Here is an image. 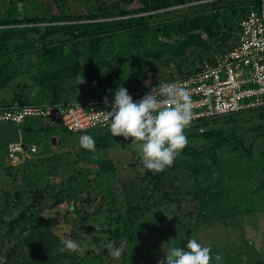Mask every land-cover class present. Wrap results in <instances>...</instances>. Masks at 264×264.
I'll list each match as a JSON object with an SVG mask.
<instances>
[{
    "label": "rangeland",
    "instance_id": "rangeland-1",
    "mask_svg": "<svg viewBox=\"0 0 264 264\" xmlns=\"http://www.w3.org/2000/svg\"><path fill=\"white\" fill-rule=\"evenodd\" d=\"M104 1L110 5L120 0ZM215 1L219 0H188L186 5L175 9H178L177 12L180 14L189 13V9H195L192 7L197 6L196 4L208 3L206 8L198 6L197 10H204L206 14H209L212 9L210 4ZM222 1L227 3L219 1L215 8H222L224 12H227V8L232 7V4L237 7L246 5L242 2L244 0ZM36 2L44 6L43 12L49 16L87 14L96 7L95 1L92 0H36ZM34 6L28 3L27 11H31ZM150 22L151 25L156 24L154 20ZM226 22L235 24L233 18L226 17L223 23ZM225 31L226 28H221L219 38L210 44V50L202 46L193 47L182 58L166 56L165 58L170 61L169 64L165 63V59L150 61L145 67L146 75H143L140 85L134 82L137 79L135 76L137 70H132V66L128 64L119 68L123 70L120 74H116V70L106 69L107 72H103L98 80L91 77L88 81V78L84 77L85 83L79 84L77 91L61 93L63 97L61 102H78L98 96L112 97L115 94L114 90L123 86L121 79L131 89L141 86L152 88L163 79L174 81L182 78V74L188 71L187 69L195 68L200 60L202 62L208 61L206 60L208 58H218L223 51L228 50L227 45L230 46L236 42L233 37L224 44L221 37ZM200 32L202 31H198ZM234 36H236L235 32ZM203 38L207 39L206 34H203ZM201 57L203 58L200 59ZM28 79L27 74L25 77L19 73V77L14 78L13 82ZM69 84L66 85L70 86ZM12 86L11 89L16 93L17 88ZM31 89L28 99L32 102L36 99L41 100L37 91L35 92L36 88L33 86ZM6 104L8 103L4 105ZM259 112H242L234 115L232 118L234 121L230 124L224 123V119L218 124L226 129V135L230 139V142L218 152L220 159L222 158L227 164L224 169L222 168L224 197L221 198V202L229 205L238 204L235 216L227 222H205L201 206L198 201H195L194 193L192 194L193 186L189 182L188 173L183 166L176 165L182 161L192 162V155L188 153L189 149L203 150L205 142L188 140V145L176 158L174 164L162 172L165 176L166 193H156L155 200L158 205L145 213L137 222L132 237L119 246L120 257L117 259L109 254V257L104 259V264H159L161 260H164L166 264L165 252L172 247L187 250L186 245L189 239H196L204 246H211L212 264H255L263 260L264 189L260 193L249 190L257 189L264 177L262 167L264 164L262 157L264 112L260 114ZM210 123V126L215 125ZM28 126L35 127L30 140L38 144L39 153L30 163L28 162V167H19L17 171L12 172L16 175L14 179L12 175H9L8 170L4 169L5 145L18 138L23 128L0 124L1 208L5 209L9 205L11 208L13 205L3 221L9 222L22 212L31 202L29 198L32 196V191L37 188L47 183L56 186V190L67 187L72 192L68 202L54 210L44 212L39 222L51 226L52 234L57 241L71 239L81 244V251H67L69 256L65 257L66 261L75 263L78 260L76 256L78 258L88 256L84 264H101V260L96 258L95 254L101 252L103 244L96 245L86 230L92 229L93 226L104 229L103 231L105 228L112 227L113 219L123 213L129 204H137L142 197L143 172L141 170L146 169L141 163L139 146L119 140L113 142L114 147L93 153L80 146L79 138L83 135H90L93 138L102 131L71 134L62 124L43 118L29 119L25 127ZM18 130H20L19 133ZM54 138L56 144L53 143ZM247 150L251 151L250 156ZM246 186L249 187L243 191L240 190V187ZM49 191L52 192V189L50 188ZM88 196L94 200L86 203ZM72 205L76 208L71 209ZM109 208L114 209L113 213ZM101 211V215H95ZM87 214L92 216L86 219ZM92 218L97 220L96 223L91 222ZM8 228L7 224L0 227V264L5 263L8 254L12 255L13 260L9 264H44L42 262L44 254L30 253L28 247L33 245L26 242V238L33 235L35 239V236H38L31 220L18 226L12 235H6ZM103 237L107 239L108 236L103 235ZM60 246L61 243L58 244V247ZM216 254L221 255V261H215Z\"/></svg>",
    "mask_w": 264,
    "mask_h": 264
},
{
    "label": "trees",
    "instance_id": "trees-1",
    "mask_svg": "<svg viewBox=\"0 0 264 264\" xmlns=\"http://www.w3.org/2000/svg\"><path fill=\"white\" fill-rule=\"evenodd\" d=\"M92 1H95L96 7L87 14L49 16L43 12L44 6L36 0H0L1 101L7 102L8 106L61 102L63 98L61 93L77 91L78 85L75 84L77 75L87 77L88 81L91 77L98 80L107 70H116V74H120L123 70L119 68L128 64L132 66V70H137L135 72L137 79L134 82L140 85L143 75H146L145 67L150 61L165 59V63L169 64L170 61L165 58L166 56L182 58L193 47L202 46L210 50V44L218 40L221 28H226L221 37L224 44L233 37L237 41L241 21L252 9H258L262 4L260 0H244L242 2L246 3L245 6L237 7L232 4V7L229 6L227 12H224V9L215 7L219 1L220 3H227V1L219 0L210 4L212 9L209 14H206L204 10H197L198 6L206 8L208 3L196 4L197 6L192 7L195 9H189V13L180 14L175 8L186 5L188 0H120L110 5L104 0ZM28 3L35 5L31 11H27ZM226 17L233 18L235 24L234 22L232 24L223 23ZM151 20H154L156 24L151 25ZM200 30L202 32L198 33ZM203 34H206V40ZM235 43L227 45L228 50L232 49ZM216 59L212 57L206 59L208 61L201 62L200 60L195 68L187 69L188 71L182 74V78L195 74L204 62H215ZM19 73L25 77L27 74L29 79L13 82L14 78L19 77ZM121 80L122 87L129 90L124 80ZM162 81L172 80L163 79ZM12 85L17 88L16 93L11 89ZM33 86L41 100L36 99L32 102L28 99ZM255 111H260V114L264 112V108L247 109L203 120L192 124L185 130L188 140L205 142L201 151L193 148L188 150V153L192 155V162L182 161L176 165L177 167L183 166L188 173L189 182L193 186L192 194L194 193L195 201H198L201 206L206 223L227 222L236 215L238 208V204L229 205L221 202V198L224 197L222 168L224 169L227 164L222 158L220 159L218 152L230 142V139L226 135V129L218 126L219 121L224 119V123L230 124L234 121L232 119L234 115ZM210 122L215 125L210 126ZM26 123L21 126L7 125L23 128L24 142L26 144L35 143L30 140L35 127H25ZM100 131L102 133L93 137L96 145L95 153L114 147L113 142L119 140L131 143V138L125 140L123 136L113 137L110 129ZM88 133L90 132L77 134ZM247 154L250 156L251 151L247 150ZM262 157L264 158V152ZM29 163L17 166L4 164V169H7L9 175L16 179V175L12 172L17 171L19 167H28ZM262 167L264 174V164ZM239 170L242 169L239 168ZM141 171L143 172L141 179L143 195L138 203L129 204L123 213L113 219L112 227L105 228V231L96 226L86 230L96 245L103 244L101 252L95 254V257L101 260V264H104V259L110 254L105 244L111 242L115 249L124 244L132 237L137 222L149 209L158 205L155 200L156 193H166L165 176L162 172L153 173L144 169ZM261 182L262 184L257 189L249 190L253 193H260L264 189V177ZM55 187L47 183L32 191V196L29 198L31 202L9 222H4L3 218L13 205L11 208L9 205L2 209L0 202V227L7 224L9 228L6 235H12L18 226L31 220L38 236H35V239L33 235L26 238V242L33 245L28 247L30 253L44 254L42 256L44 264H84L88 256L85 258L76 256L78 260L75 263L66 261L65 257L69 255L67 251L63 253L58 251V244L61 242L53 236L51 226L39 222L44 212L62 206L72 195L67 187L60 188L61 192ZM248 187H240V190L243 191ZM50 188L52 192L49 191ZM93 200L94 198L88 196L85 202L89 203ZM107 203L109 204V201ZM70 208L76 207L72 205ZM109 210L112 213L114 211L110 208ZM101 213L102 211L95 215L99 216ZM91 216L92 214H87L85 218L88 219ZM96 221L94 218L91 219L92 223ZM103 235L108 236L107 239ZM36 257L38 258V254ZM12 261V255L8 254L3 264H9ZM255 264H264V259Z\"/></svg>",
    "mask_w": 264,
    "mask_h": 264
},
{
    "label": "built area",
    "instance_id": "built-area-1",
    "mask_svg": "<svg viewBox=\"0 0 264 264\" xmlns=\"http://www.w3.org/2000/svg\"><path fill=\"white\" fill-rule=\"evenodd\" d=\"M260 1V8L252 9L241 21L232 49L215 62H204L201 69L189 77L159 82H181L189 91L194 102L192 124L247 109L264 108V0ZM152 88L141 86L127 91L136 102ZM114 97L108 98L109 105H105L102 96L78 102L3 105L0 106V124L21 126L31 118H43L54 120L75 134L108 130L110 120L102 111H111ZM19 137L6 146L7 166L30 162L39 153L36 143L24 142L22 131Z\"/></svg>",
    "mask_w": 264,
    "mask_h": 264
},
{
    "label": "clouds",
    "instance_id": "clouds-1",
    "mask_svg": "<svg viewBox=\"0 0 264 264\" xmlns=\"http://www.w3.org/2000/svg\"><path fill=\"white\" fill-rule=\"evenodd\" d=\"M76 82L77 85L85 83L84 77L77 75ZM104 103L109 105L107 97ZM193 104L189 91L181 82L159 83L136 102L127 89L120 86L116 89L114 103L110 105L111 111L102 113L110 120L111 135L123 136L125 140L131 138V143L139 146L143 167L160 173L174 164L189 143L185 130L191 127L195 118ZM77 107L80 108L79 104ZM79 144L96 152L95 140L90 135L81 136ZM105 247L110 255L120 257V250L115 249L113 243L108 242ZM186 248L172 247L164 251L166 264H212L211 246L189 239ZM81 250V244L71 239L62 240L58 248L61 253ZM214 259L219 262L222 257L216 254ZM159 264H165L164 260Z\"/></svg>",
    "mask_w": 264,
    "mask_h": 264
},
{
    "label": "crops",
    "instance_id": "crops-1",
    "mask_svg": "<svg viewBox=\"0 0 264 264\" xmlns=\"http://www.w3.org/2000/svg\"><path fill=\"white\" fill-rule=\"evenodd\" d=\"M4 103H5V101H1V100H0V106H3ZM0 130H1V128H0ZM19 131H20V130H18V133H19ZM22 134H23V132H22ZM17 137H18V139L20 138L19 135H18ZM15 140H17V138H16ZM15 140H14V141H15ZM5 148H6V147H5Z\"/></svg>",
    "mask_w": 264,
    "mask_h": 264
},
{
    "label": "water",
    "instance_id": "water-1",
    "mask_svg": "<svg viewBox=\"0 0 264 264\" xmlns=\"http://www.w3.org/2000/svg\"><path fill=\"white\" fill-rule=\"evenodd\" d=\"M53 143L56 144V139L55 138L53 139Z\"/></svg>",
    "mask_w": 264,
    "mask_h": 264
}]
</instances>
